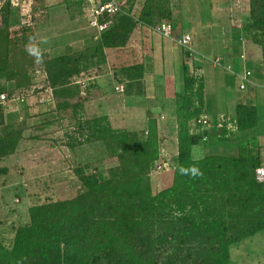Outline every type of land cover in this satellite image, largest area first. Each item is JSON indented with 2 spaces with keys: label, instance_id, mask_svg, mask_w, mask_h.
Segmentation results:
<instances>
[{
  "label": "trees",
  "instance_id": "16d2710c",
  "mask_svg": "<svg viewBox=\"0 0 264 264\" xmlns=\"http://www.w3.org/2000/svg\"><path fill=\"white\" fill-rule=\"evenodd\" d=\"M107 1L58 0L51 11L64 5L67 22L59 24L70 26L87 21L89 13ZM116 1L121 11L99 17L109 25L98 31L97 40L53 55L37 34L44 24L33 30L38 12L50 7L45 0H31L28 16L22 5L0 0V95L9 97L6 103L0 100V183L9 185L12 167L21 166L20 152L43 143V129L57 124L70 153L74 181L82 187L74 196L47 197L32 206L24 225L1 227L0 264H233L235 244L264 231V181L257 176L264 168L262 145L257 138L243 139L236 156L208 153V138L201 145L193 128V121L207 114L206 84L199 70L211 64L233 71L232 65L223 61L214 66L205 56L202 66L196 53L180 45L183 89L172 99L160 100L162 109L170 112L166 121L127 108V120L119 122L116 112L123 102L109 99L100 100L98 115L88 109L89 115L90 94L81 81L109 73L107 51L126 48L139 26L157 30L169 23L173 34L185 29L183 0H142L137 14L126 7L134 0ZM248 11L243 35L264 50V0H248ZM186 15L191 16V9ZM66 38L61 33L54 40L63 44ZM113 68V79L124 84L121 94L139 87V82L150 87L153 80L145 77L158 72L155 66L147 70L144 63ZM40 74L46 78L38 88ZM42 89L51 91V102L29 106ZM14 98L20 105L9 101ZM235 111L229 120L232 127L226 120L220 126L218 120L204 136L232 140L256 127L257 107L242 101ZM128 119L141 122L131 125ZM168 144L177 154L171 170L159 171L161 149H169ZM8 157L14 160L7 163ZM105 161L111 163L106 172L100 169ZM159 172L166 183L160 190L152 180ZM8 228L13 236L5 238Z\"/></svg>",
  "mask_w": 264,
  "mask_h": 264
},
{
  "label": "rangeland",
  "instance_id": "374dc122",
  "mask_svg": "<svg viewBox=\"0 0 264 264\" xmlns=\"http://www.w3.org/2000/svg\"><path fill=\"white\" fill-rule=\"evenodd\" d=\"M57 1L58 0H45L46 4L50 6L49 9L47 11L45 10V12H41V10L37 14L38 16L35 21L36 26L33 27V30L36 31L38 25H45L39 31L40 44H46L47 42L55 44L54 39H57L61 33L67 35L66 41L73 42L75 38L82 41V46L88 44L91 41L90 37L92 33L95 31L88 28L87 21L71 23L70 26H68V24H66V26L53 24L51 8H55L54 5L57 4ZM139 1L141 0H134L133 6L137 5ZM45 2L43 0V3ZM244 2H246L245 8H241V6H244ZM199 4L201 7H197ZM128 6L129 8L133 7L130 4H128ZM183 6L185 7L183 11L185 29L175 31L171 40H177L176 42H169L167 40L170 39H163L159 35V32L155 30L153 31L150 29V31H147L145 29L146 26H139L135 29L134 40L129 47L133 48L131 54L135 48V53L133 55H142L140 59H143L144 55L147 60L149 59L147 68L153 69L155 66V69L158 70L157 74L154 76L152 75L153 78H150L155 82V85L150 84L151 88H148V91L152 92L154 88L157 89L158 93L161 92V90L163 92H167L168 90L174 92L182 91L181 67L178 61L180 50L177 46L182 38V33L190 35L193 41L192 47L196 51H200L199 54L196 53L200 59H202L201 55H209L211 58L210 61H213L219 56L218 59H220L221 62L224 61V64H231L233 67V71L214 67L210 70L205 68V72L207 70L206 73H209V71L211 72L210 89L212 94L206 99L207 116L210 121L215 123L220 119L219 116L221 115L229 116L230 114H235L236 105L244 101V99H246L248 104L258 109V113H256V127L249 131L236 134L232 140L223 139L219 142L214 135L204 136L207 133V127L201 125L202 128H200L199 134H197L199 137L198 141L202 145L204 138H208L206 142L207 147L205 148L208 153H221L227 156H236L239 145L244 141L243 139L257 138L262 145L261 153L264 158V57L262 56L259 61L254 60L256 62L252 63V66H250L248 60L243 61L241 56H234L228 48L231 44L230 42L233 41L234 38H231L229 35L226 37L221 29L226 21L232 25L231 27L234 26V29H236V27L238 30L241 29L238 28L240 24L239 21H245L249 14L248 1L183 0ZM189 9H191V16L186 15ZM24 13H26V11ZM211 14H213V16ZM90 18L91 13H89V17L87 16L86 19L90 22ZM200 19L205 20V24H201L199 21ZM241 33L242 34H239L235 38L236 42L232 43L230 47L235 54L239 49L233 46V44L238 43L242 47L247 48L251 45L250 43H252L250 39L243 35L242 31ZM174 38L176 39L174 40ZM170 43H172V45ZM74 45L75 49H77V47H82L80 46V42L77 41H75ZM157 48H159V51H157ZM216 51H219V53L217 54ZM246 51L245 58H258L259 52L253 53V51L250 50ZM166 60L168 64H171L168 65ZM114 65H119V63H115ZM246 67L253 72V77L260 78L262 83L256 84L255 87L250 85L246 91H241L238 88L240 84L238 74H244ZM234 73L235 75H233ZM151 74L155 73L152 72ZM38 76L37 87L40 88L39 85L42 84V86H44L45 78L43 74ZM108 90L110 91V96L114 97L111 89ZM152 93L154 94L155 91ZM123 96L124 95H118V93L115 94L116 100ZM34 101L35 100L32 101L30 99L29 106H32ZM97 101L96 99L89 104L86 103V105H88L86 108L87 112L90 108L92 109L91 113L95 116L100 112ZM19 102L20 100L17 99V105H20ZM13 105L15 106L16 103H13ZM36 110L38 109L36 108L35 111ZM28 113H31V111H28ZM88 114L93 115L89 112ZM116 114H118V118L120 119L119 122L126 121L120 109L117 110ZM129 122L131 125H137L141 121L135 119L134 121H128V124ZM43 130H46V133L42 136L43 143H38L29 148L27 147L23 152H20L21 159L18 162H20L21 166L19 169L12 167L13 170L10 172L11 178L9 185L0 183V228L2 227V229L5 225L9 227H18L28 223L30 221L29 209L34 205L43 203L47 197L56 199L58 196H74L77 192L82 191V187L74 181V175L69 165L71 160L70 153L62 145V132L60 127L54 124ZM168 146L171 152H177V148H174L173 145L168 144ZM12 160L14 159L11 157L6 158L7 163H10ZM100 166V169L106 172L108 167L111 166V163L105 161ZM157 169L159 171L163 169L161 164L158 163ZM162 173L163 172H159L157 175H154L152 179L154 188L158 190L166 187V183L162 182ZM5 234V238H10L13 236V231L8 228ZM231 259L233 264H264V231L241 243L235 244L234 248L231 249Z\"/></svg>",
  "mask_w": 264,
  "mask_h": 264
},
{
  "label": "crops",
  "instance_id": "0c3cea01",
  "mask_svg": "<svg viewBox=\"0 0 264 264\" xmlns=\"http://www.w3.org/2000/svg\"><path fill=\"white\" fill-rule=\"evenodd\" d=\"M141 1H139L137 5H134L133 7H131L132 8V13L137 14V11L139 12V10L142 8V2ZM243 1H246V0H243ZM124 2L126 3V1H124ZM245 5H246V2H244V6H241V5L240 6H241V8H245ZM197 6L198 7H201L199 5H197ZM56 7L58 9L52 11L53 24H59L63 20H65V22H67V16H66V10H65L66 8H65V6L64 5L63 6H58L57 5ZM126 7L129 8L128 4L126 5ZM90 21H91V18H90ZM245 21L244 20L243 21H239L240 24L238 25V28H241L240 30H238L237 27H236V29H234V26L231 27L232 25L229 24L227 21L224 24V26L221 27V29L223 31V34H225L226 37H227V35H229L231 38H234L233 41L230 42L231 44L228 47L229 50L231 51V53L234 56H237V57L238 56H241V58L243 59V61L248 60L249 65L252 66V63H255L256 62L254 60H258L259 61L262 58V56L264 57V53H263L264 50L263 49H261L260 47L254 45L252 43H250L251 45H249L247 48L246 47H242L238 43H235V44H233V46H235L236 48L239 49L237 51V53L235 54V53H233L232 49L230 48L231 45H232V43L236 42L235 38L239 34H242L241 31H242V28H243V25H244ZM203 22H205V20ZM87 23H88V26H89L88 28H90V29H92V30L95 31L94 33H92V35L90 37L91 38V41L89 43H91L93 39L97 40V37L99 36L100 33L98 32V29L97 28L95 29V27H93L90 24L89 20H87ZM233 25H234V23H233ZM145 29L147 31H150L151 28L146 26ZM152 30L154 31V29H152ZM155 31H157V30H155ZM37 34H38V37H39L40 32L38 31ZM174 34H175V32H174ZM182 34L183 35H186L185 33H182ZM159 35H161L160 32H159ZM175 39L176 38H174V40ZM39 40H40V37H39ZM133 40H134V34L131 37L128 46L126 48H124L123 50L114 49V50L107 51L108 57H109V59H108L109 68L111 69V70H109V73L107 75L94 77V79L93 78H90V79L84 80L85 83L88 82L89 80H91L90 81L91 84H89V88H88V83L86 84V87L88 89L87 90V94H90V99H89V101L87 103L89 104L91 101L97 99L98 100L97 101L98 102L97 104H98V107H99V105L101 104V103L99 104V102H100L101 99H102V101H103V99H106V100L109 99L112 102H123L122 104H123L124 107H123V109L120 108V111L123 114L124 118H126V120H127V116H125L124 109H127L128 108V109H130V111L135 112V114H139V116L140 115L146 116L145 114H147L149 116L154 117L155 119L159 118L160 120H165L166 121L169 118V116H170V112L169 111L168 112H165V109H162L163 105L161 104V101L174 98L175 97V92L174 91L168 90L167 92L161 91L160 93H158V95L157 94H153L152 93L153 91L158 92L156 88H154V90L152 92L151 91H148V88H151V87H148V88H147V86L146 87H143V85L141 84L142 82H139L140 83V84H138L139 87L138 86H135L132 91H127L126 94L125 93L124 94L118 93V95H124V96L123 97H119L118 100H116V98H115V94L117 92L116 91L114 92V90H115L116 86L121 85V84L118 83L117 81H115L113 79V77H114V68L113 67H121V66H126V65L127 66H130L133 63H136V64L137 63H144L146 69L149 70V68H147L148 67L147 65H149V61H148L149 59L147 60L144 57V55H143V59H140V57H142V55L141 56L140 55H136V56L133 55L135 53L134 52L135 51V48H134V51L131 54V50H133V48L132 47L129 48V47L131 46V43H133ZM75 41L80 42V44H81L80 46H82V41H79V40H77L75 38L73 39V42L72 41H68V40L66 41L65 40L64 42H62L63 44H56V40H55V44L54 43H51V42H47L46 44H43L42 43V44H43L44 48L47 51H49L51 54L58 55L60 53H65V52L70 53L72 51L81 49V48H83L85 46L84 45V46H82L80 48L77 47V49H75V45H74L75 44ZM176 41H173V39L172 40L170 39L169 42H176ZM170 44L172 45V43H170ZM177 47L180 48L179 45ZM162 48H164V47H162ZM233 49H234V47H233ZM246 50L253 51V53L254 52H259L258 53V58L257 57H256L257 59L256 58H254V59H248L247 57L245 58L244 56H246L245 55V52H247ZM157 51H159V48H157ZM196 53L199 54L200 51H196ZM216 53L218 54L219 51H216ZM205 56L206 57H209V55H201V57H205ZM218 57L219 56H217L216 58H218ZM111 59H114L115 61L113 62ZM166 62L168 64V61L167 60H166ZM197 62L200 65H202V66L206 63L202 59L201 60L198 59ZM115 63H119L120 66L119 65L113 66ZM170 64L171 63H169L168 65H170ZM207 65H209L210 68L206 67V65H205L199 71L202 72V74L204 76V79H205V84H206L205 94L207 96H209L210 94H212L211 89H210V86H211V78H210L211 77L210 76L211 75V72L209 71V73H206L207 70L205 72V68H207L208 70H210L212 68V65L211 64H207ZM245 66H246V63H245ZM232 69H233V67H232ZM248 72L250 73V75L248 76V81H244L243 80V77ZM167 73H170V72H167ZM263 75H264V72H263ZM238 76H239V79H240V84L238 86L239 90H240V85L241 84L244 83L246 85L245 89L244 90H241V91H246L249 88L250 85L253 86V87H255L256 84L262 83L261 80H260V78L253 77V72L250 69H248V67L245 68L244 74H242V75H239L238 74ZM150 78H153V76H152L151 73H150V75H147L144 80L146 81V80H148ZM169 78L172 79L171 77H169ZM110 82L112 83V85L109 84ZM41 85H40V88H41ZM153 85H155V82L154 81H153ZM81 86L83 88V84L82 83H81ZM108 89H111V91L114 94V97H111L110 96V93H109L110 91ZM35 94L36 95L31 98L32 101L35 100L34 103L44 104V102H45V103L48 104L49 102H51L52 93H51V91H48V89L47 90L46 89H42V90H40V92L38 91ZM82 95H83V92H82ZM156 97H158L159 99H157ZM245 102H246V99H244V103ZM86 106L88 107V105H86ZM89 110L92 111V109H90V108H89ZM231 115L232 114H230L229 116H231ZM224 116H227V115H224ZM129 120L130 119H128V121ZM193 128H194V131L199 132L200 128H202V127L200 125H195L193 123ZM195 128H196V130H195ZM168 153L171 156L170 158H172V162H173V157L177 154V152L176 153H173L169 149Z\"/></svg>",
  "mask_w": 264,
  "mask_h": 264
},
{
  "label": "built area",
  "instance_id": "2783aa9c",
  "mask_svg": "<svg viewBox=\"0 0 264 264\" xmlns=\"http://www.w3.org/2000/svg\"><path fill=\"white\" fill-rule=\"evenodd\" d=\"M12 6L18 7L20 5H22L23 7V11L26 13H23L24 15H27L29 9H30V5H31V0H10ZM120 5L119 2H117L116 0H108L106 3H104L103 5L94 8L92 10V15H91V21L90 24L97 28L99 32L104 31L107 26L109 25V23H100V19L99 17H101L104 14H109V15H115L118 12H120ZM28 16V15H27ZM160 33H162L166 38H172V34H173V29L172 26L167 23V24H162L158 29H157ZM179 45L188 48L192 53H195L194 48L192 47V38L190 35H184L182 36L181 40L179 41ZM212 64L214 66H218L219 64H221L220 59L216 58L212 61ZM250 75V73L248 72L244 77L243 80L244 81H248V76ZM246 87V85L243 83L240 86L241 90H244ZM124 85H118L115 88V91L117 93H122L124 91ZM9 97L6 93H3L0 95V100L3 103H6L8 101ZM9 101H17L16 98L14 99H10ZM225 120L224 118H222L221 120H219L220 126H222V121ZM199 124H202L204 126H211V123L209 121V119L207 117H202L201 119L198 120ZM229 127H231V125H229ZM159 164H161V166L163 167L162 170H169L170 168V164H169V157L166 153L165 149H162L161 152V160L159 162ZM159 168V167H158ZM257 176L258 179L260 181H264V169H258L257 170Z\"/></svg>",
  "mask_w": 264,
  "mask_h": 264
},
{
  "label": "clouds",
  "instance_id": "9594fccd",
  "mask_svg": "<svg viewBox=\"0 0 264 264\" xmlns=\"http://www.w3.org/2000/svg\"><path fill=\"white\" fill-rule=\"evenodd\" d=\"M124 2V1H123ZM184 36V35H183ZM192 38V37H191ZM195 50V49H194ZM195 53H196V50H195ZM44 78H46V76H45V74H44ZM81 83L83 84V89H85V87H86V84H85V81L83 80V81H81ZM121 85H124V84H121ZM241 86V85H240ZM37 87V86H36ZM39 87H40V85H39ZM207 116V114H205V115H203L202 117H206ZM201 117V118H202ZM200 118V119H201ZM207 118H208V116H207ZM219 120H221L222 118H224L226 121H227V125H228V127H229V125H231V127H232V124L231 123H229V120H230V116L228 117V116H224V115H222V116H219ZM209 119V118H208ZM209 121H210V119H209ZM193 123L195 124V125H202V124H199L198 123V120L197 121H193ZM210 123L212 124L213 122H211L210 121ZM205 127H207V128H209L208 126H205ZM162 149H165L166 150V153H167V155H168V157H169V164H170V168H169V170H171V158H170V156H169V153H168V151H169V149H167L166 147H163ZM162 149H161V152H162ZM168 150V151H167ZM259 169H264L263 167L262 168H259ZM193 174L195 175L196 174V170L194 169L193 170Z\"/></svg>",
  "mask_w": 264,
  "mask_h": 264
}]
</instances>
